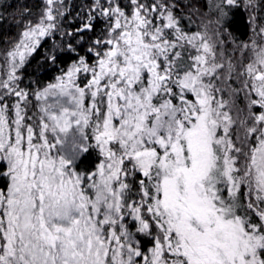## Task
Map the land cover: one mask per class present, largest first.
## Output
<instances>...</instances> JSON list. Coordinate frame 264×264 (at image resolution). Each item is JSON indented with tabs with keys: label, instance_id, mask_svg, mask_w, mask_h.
<instances>
[{
	"label": "snow or ice",
	"instance_id": "6c2138e0",
	"mask_svg": "<svg viewBox=\"0 0 264 264\" xmlns=\"http://www.w3.org/2000/svg\"><path fill=\"white\" fill-rule=\"evenodd\" d=\"M0 264H264V0H0Z\"/></svg>",
	"mask_w": 264,
	"mask_h": 264
}]
</instances>
